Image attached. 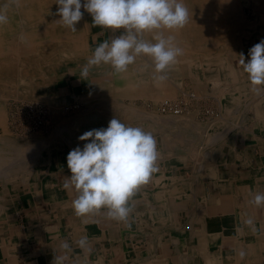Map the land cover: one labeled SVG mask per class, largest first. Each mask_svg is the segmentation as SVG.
<instances>
[{
    "label": "crops",
    "instance_id": "1",
    "mask_svg": "<svg viewBox=\"0 0 264 264\" xmlns=\"http://www.w3.org/2000/svg\"><path fill=\"white\" fill-rule=\"evenodd\" d=\"M218 57L185 65L201 97L180 119L154 111L157 121L127 123L152 133L159 153L157 171L129 199L127 222L109 218L106 208L75 214L76 193L63 188L71 175L66 157L85 142L40 146L32 156L38 134L15 137L1 111L0 264H53L54 257L64 264H264V206L251 203L264 193V91L251 90L235 48ZM76 69L56 81L58 104L75 102L92 85ZM201 78L219 88L202 90ZM224 86L232 87L225 102ZM203 107L219 118L205 121ZM85 236L87 251L77 243Z\"/></svg>",
    "mask_w": 264,
    "mask_h": 264
},
{
    "label": "rangeland",
    "instance_id": "2",
    "mask_svg": "<svg viewBox=\"0 0 264 264\" xmlns=\"http://www.w3.org/2000/svg\"><path fill=\"white\" fill-rule=\"evenodd\" d=\"M204 1L205 0H183L184 4L186 3L185 6L187 7L189 12V20L187 24H191L193 26L194 23L200 22L199 27L203 26V20H201V18L207 17L205 16V14L209 11L208 8L211 5L210 3H212L210 2L206 4ZM233 5L235 6V10H237V12L241 15V21L239 22V24L236 27L234 26L233 29L231 27L228 30L224 29L225 31L221 29L222 31L220 30L219 33L211 35V37L207 39L208 42L207 40L203 41V38L199 39V37L195 35L198 30L202 31V28L197 29L193 26L191 28V35L186 34L182 31L185 26L182 29H178L179 33L175 34L177 35V38H174V42L180 48L185 49L184 51H186V53L183 52V55L178 57L177 62L174 65L170 66V68H168L165 72L167 79L164 81V83L166 86H168L166 89L169 90L171 94V98H167L169 99V101H178L180 99H182V101H188V95H194V97L196 96L197 98H191V106L192 103L198 99V97H201V95L194 88L197 82H195L193 78L185 72V65L188 62L198 63V61L200 60L204 63L206 57L211 56L214 53L219 55H226L232 48H235L236 59L238 63L240 59L239 55L242 53L239 52L241 49H243V54L245 55L248 49L260 42L258 37L252 36L253 32L257 30L261 31L264 37V15L262 14V17H260L250 6H246V3L241 0H236ZM4 8L6 9L8 14V22L6 23L7 25H0V62L2 65L5 62H7V64H4V66H1L0 64V111H7L6 127H8V131L15 137L20 139H28L29 136L38 134V136L40 135V139L37 140V142L39 143L36 144L37 142H34V148H36L37 145L46 147L50 144L55 147H59L62 145V143L67 142V140L71 143H74L75 140L73 139H78L80 135L91 129L107 128L109 121L113 118H117L125 125L131 122L135 124L136 119L142 118V120H145V122L148 120L157 121L158 118L155 116V113L158 112L159 115L161 114L158 111V108H156L157 106L154 105L156 103L151 97H143L142 94H139V87H141L142 85L148 87L150 93H154L153 89H156V86L153 84L154 82H156L153 76L154 74H156L154 72V66L151 62V59L146 56L137 57L135 62L128 66L127 72H131L130 78L134 86L132 90L126 89L129 83H125L122 88H116V85H118V83L114 82L112 74L116 72L111 67V65L102 63L97 66L89 67L88 75L91 76L92 85H89L88 89L85 90V93H83L80 97H77L75 102L69 105H61L57 103V98L55 97L54 93L56 81L64 77V74L67 71H70L71 68L75 67L78 69L79 67H84L87 64L88 59L92 56L96 46L106 40L111 42L112 39H114L124 31L123 29H110L99 26L94 27L92 24L91 15L87 12H84V9L82 8L81 10L86 15V20L81 19V21L76 24V27H78L77 29L81 31L80 33L82 35L85 34V36L87 37L86 40H89V43L87 44H89L88 48L90 52L89 54L77 53L74 57H72V55L70 54L72 48L71 46H69V44H67V41H65L66 43L64 41H62L61 43L60 41H57V43L53 41L50 42L51 40L49 41V38H52V34L50 33H55V31L49 30L48 27L51 25L52 20L58 17V15H56L58 5L45 7L41 4V1L30 4L28 2H24V0H20V2L18 3L15 2V0H6V2L5 0H0V10H4ZM30 8L33 10V13H30L28 15L25 11ZM48 10L50 13L48 12ZM224 11V13L226 14L224 16H228L229 10L226 11L225 9ZM43 16H45L46 20ZM25 18L27 22L25 21ZM10 23L13 24L11 25ZM219 27L220 24L217 21L213 20L212 23H208L207 28L211 31H214V29H216L217 31L218 29H220ZM19 33L21 34V36ZM16 35H18L19 37H17ZM152 35V33H146L144 35V39L155 42L154 40H152ZM96 36H105V38L104 40L100 41L99 44L96 43L97 41L94 44L93 41H95ZM165 36H168V34L166 33ZM15 37H17L18 39ZM24 37H26L24 40L25 42L22 40V38ZM15 39H17L16 42ZM211 40L215 41L217 45L214 43V45L216 46L213 47L211 45ZM229 40L232 41L234 46H227V42H229ZM45 42L47 44H45ZM15 43L17 45H14ZM63 45H66V47H64ZM215 49L216 52L214 51ZM16 51L18 52L16 53ZM30 51L32 53H30ZM28 52L30 54H28ZM178 65H180V67ZM217 67V64H211V70H215L217 69ZM137 77H145L143 78V80H147V82H144L142 84L139 82ZM200 82L202 83V90H206V92L208 91V93H210L212 85L213 88L218 87L214 85V83L209 80V78L208 80L207 78H201ZM108 83H111V85H109ZM29 86H31L30 89ZM44 88H47L49 91L46 92ZM39 90L46 92L47 97H49V99L51 100L50 104L46 103L45 101H40L33 98L32 94L35 92H39ZM231 92L232 87L224 86V89L221 90L224 102L226 101L225 97L228 98L231 96L228 94ZM153 95H156V97H158L159 94L158 92H155ZM165 98L159 97L160 100L156 102L158 103L159 101L165 100ZM114 102L115 104H113ZM31 104H42L47 107L49 114L46 131H40L36 133L30 132L28 134H24L22 133L23 131L20 130L19 123L21 119L17 114L20 111L26 110V107ZM202 110L203 111H201V118H203L207 122H210V124L212 122H215L212 120H216L217 118H219V112L216 111L215 108L203 107ZM51 111H55V114L51 115ZM187 111H183L182 114H185ZM140 114H144L145 116H140ZM13 121L15 122V125L13 126L15 129H17V132H14L11 129L13 127L11 124H14ZM44 140L45 144L43 142ZM42 144H44V146ZM33 146L31 147L33 148ZM39 146L37 148H39ZM35 150L34 155H37L38 149Z\"/></svg>",
    "mask_w": 264,
    "mask_h": 264
},
{
    "label": "clouds",
    "instance_id": "3",
    "mask_svg": "<svg viewBox=\"0 0 264 264\" xmlns=\"http://www.w3.org/2000/svg\"><path fill=\"white\" fill-rule=\"evenodd\" d=\"M55 4L60 17L57 23L73 32L84 12L91 15L94 27L124 30L111 42L106 40L96 46L81 71L84 78L90 66L109 64L116 73H122L137 57L146 56L154 66V80L160 83L167 79L166 70L183 55L174 37L164 34L188 23L189 12L183 0H55ZM7 22L6 9L0 10V25ZM146 33H152L155 42L144 39ZM248 55L250 59L245 62L241 53L239 64L248 76L251 90L259 94L264 91V39L251 47ZM78 139L85 143L67 154L71 175L63 183L65 190L76 193L72 200L75 214L83 217L106 208L109 218L127 222L132 211L129 199L157 171L159 153L154 136L113 118L107 128L86 131ZM251 203L264 206V193H256ZM246 223L251 225L254 221L248 219ZM77 243L89 250L86 236ZM61 246L69 249L67 242ZM239 255L243 258L245 253L241 251ZM64 259L54 257L53 264H64Z\"/></svg>",
    "mask_w": 264,
    "mask_h": 264
},
{
    "label": "bare ground",
    "instance_id": "4",
    "mask_svg": "<svg viewBox=\"0 0 264 264\" xmlns=\"http://www.w3.org/2000/svg\"><path fill=\"white\" fill-rule=\"evenodd\" d=\"M41 1V4L43 5V6H45V7H50V6H52V5H57V4H55V0H24V2H28V3H30V4H32V3H35V2H40ZM190 1V0H189ZM241 1H243V2H245L246 3V6H250L260 17H262V14L264 15V0H241ZM5 2H6V0H5ZM15 2H17V0H15ZM19 2H20V0H19ZM187 2V1H186ZM206 4H208V3H210V2H212V3H210L211 5L209 6V11L208 12H206V14H205V16H207V17H204V18H201V20H203V26H201V27H199V24H200V22H197V23H194L193 24V26L195 27V28H197V29H199V28H202V31H197L196 32V36H198L199 37V39L200 38H203L202 40L204 41V40H207V39H209V37H211V35H215V34H217V33H219L220 32V30L221 29H229L230 27L233 29L234 28V26L236 27L238 24H239V22L241 21V15L237 12V10H235V6L233 5L235 2H236V0H205L204 1ZM14 3V2H13ZM184 3V2H183ZM186 4V3H185ZM11 6V5H10ZM27 6V5H26ZM208 6V5H207ZM8 7V6H7ZM6 7V8H7ZM15 7V6H14ZM221 7V8H220ZM223 7V8H222ZM28 8V7H27ZM41 8V7H40ZM5 9V8H4ZM226 9V11L227 10H229V15L228 16H224V15H226L224 12V10ZM12 10H14V9H12ZM23 10H24V8H23ZM43 10V9H42ZM51 10V9H50ZM40 11H41V9H40ZM7 12V11H6ZM28 15L31 13H33V10L30 8V9H28L27 11H25ZM46 12V11H45ZM44 12V13H45ZM48 12H49V10H48ZM50 13V12H49ZM20 14V13H19ZM37 14H39V13H37ZM228 14V13H227ZM8 15V14H7ZM10 15V14H9ZM13 15V14H12ZM27 15V16H28ZM40 15H42V14H40ZM198 15V14H197ZM19 17V16H18ZM38 17V16H37ZM44 17V19H45V16H43ZM191 17V16H190ZM23 18V17H22ZM27 18V17H26ZM26 18H25V21H26ZM263 18H264V16H263ZM19 19V18H18ZM29 19V18H28ZM36 19V18H35ZM60 19V17L58 16L57 18H55V19H53L52 20V23H51V25L48 27V29L49 30H51V31H55V33H50V34H52V38H49V41L50 42H55V43H57V41H60V43L62 42V41H67V44H69V46H71V48H72V51H71V55H72V57H74L75 56V54H80V53H82V54H89V52H90V50H89V48H88V46H89V44H87V43H89V40L87 41L86 40V36H85V34H81L80 32V30H78L77 28L78 27H76V29H77V31L76 32H73V31H71L70 29H68L67 27H65V26H62L60 23H57V20H59ZM86 20V15L84 14L83 15V18H82V20ZM193 19H195V18H193ZM197 19V18H196ZM46 20V19H45ZM44 20V21H45ZM213 20H215V21H217L219 24H220V29H218L217 31H216V29H214V31H211V30H209L207 27H208V23H212V21ZM20 21V20H19ZM24 21V20H23ZM243 21V20H242ZM17 22V21H16ZM27 22V21H26ZM41 23V22H40ZM11 24V23H10ZM13 24V23H12ZM11 24V25H12ZM17 24V23H16ZM3 25V24H2ZM7 25V24H6ZM42 25V24H41ZM215 25V24H214ZM217 25V24H216ZM14 26V25H13ZM22 26V25H21ZM191 24H186L185 25V27L182 29V31L184 32V33H186V34H189V35H191V28L193 27ZM212 26V25H211ZM4 27V26H3ZM12 27V26H11ZM10 27V28H11ZM27 27V26H26ZM42 27V26H41ZM47 27V26H46ZM45 27V28H46ZM13 28V27H12ZM19 28V27H18ZM45 28H43V29H45ZM194 28V29H195ZM204 28V29H203ZM21 30V29H20ZM24 30V29H23ZM26 30V29H25ZM48 30V31H49ZM41 31V30H40ZM39 31V32H40ZM47 31V32H48ZM222 31V30H221ZM225 31V30H224ZM223 31V32H224ZM9 32V31H8ZM42 32V31H41ZM57 32V33H56ZM194 32H195V30H194ZM23 33V32H22ZM35 33V32H34ZM168 34V35H171V36H173L174 38H177L176 36L177 35H175V34H178L179 33V30H172V31H165V33L164 34ZM20 34V33H19ZM18 34V35H19ZM32 34V33H31ZM36 34V33H35ZM264 34V33H263ZM12 35V34H11ZM18 35H16L17 37H19ZM33 35V34H32ZM47 35H48V33H47ZM229 35V34H228ZM227 35V36H228ZM14 36V35H13ZM12 36V37H13ZM20 36H21V34H20ZM184 36V35H183ZM253 37H258L259 38V40L261 41L262 39H264L263 37H262V32L261 31H254L253 32V35H252ZM17 37H15V38H17ZM36 37V36H35ZM25 38L26 37H24V38H22V40L24 41L25 40ZM48 38V37H47ZM187 38V37H186ZM18 39V38H17ZM17 39H15V42H16V40ZM38 39V38H37ZM14 40V39H13ZM221 40V39H220ZM35 41V40H34ZM42 41V40H41ZM192 41V40H191ZM194 41V40H193ZM199 41V40H198ZM1 42V41H0ZM25 42V41H24ZM30 42V41H29ZM207 42H208V40H207ZM32 43V42H31ZM66 43V42H65ZM184 43V42H183ZM214 43L217 45V43L215 42V41H212L211 40V45L214 47V46H216V45H214ZM222 43V42H221ZM45 44H47L46 42H45ZM185 44V43H184ZM204 44H207V43H204ZM14 45H17L16 43L14 44ZM29 45V44H28ZM31 45V44H30ZM193 45H194V43H193ZM64 47H66V45H63ZM62 46V47H63ZM221 46V45H220ZM227 46L228 47H230V46H234L233 45V43H232V41L231 40H229V42H227ZM20 47V46H19ZM61 47V48H62ZM63 47V48H64ZM4 48V47H3ZM30 48V47H29ZM61 48H59V49H61ZM88 48V49H87ZM2 49V48H1ZM11 49V48H10ZM24 49V48H23ZM31 49V48H30ZM33 49V48H32ZM66 49V48H65ZM64 49V50H65ZM218 49V48H217ZM29 50V49H28ZM185 49H183V52H185L186 53V51H184ZM26 51V50H25ZM207 51V50H206ZM215 52H216V49L214 50ZM220 51V50H219ZM18 51H16V53H17ZM44 52V51H43ZM211 52V51H210ZM30 53H32L31 51H30ZM29 52H28V54H30ZM209 54V53H208ZM6 55V54H5ZM186 55V54H185ZM4 56V55H3ZM212 57H215L214 59H217V58H219L218 57V54H216V53H214L213 55H211V60H213L212 59ZM202 58V57H201ZM76 59V58H75ZM197 60V59H196ZM199 60V59H198ZM8 61V60H7ZM13 61V60H12ZM192 61V60H191ZM194 61H195V59H194ZM10 62V61H9ZM18 62V61H17ZM152 62V61H151ZM0 64H1V62H0ZM4 64H7V62H5ZM187 65V64H186ZM1 66H2V64H1ZM179 67H180V65H178ZM192 67H193V65H191ZM105 67V66H104ZM175 68V67H174ZM194 68V67H193ZM195 69V68H194ZM145 71V70H144ZM209 72V71H208ZM107 73V72H106ZM194 73V72H193ZM113 74V80H114V82L115 83H118V85H116L117 87L116 88H122L123 87V85L126 83V84H128L127 85V87H126V89H128V90H132L133 88H134V86H133V84H132V80H131V72H127V71H125V72H122V73H112ZM143 74V73H142ZM133 75V74H132ZM156 74H154L153 76H155ZM231 75H233V74H231ZM37 76V75H36ZM212 76H214V75H212ZM39 77V76H38ZM138 78V77H137ZM143 78H145V77H142V78H138V80H139V82L140 83H144V82H147V80L146 81H144L143 80ZM7 79V78H6ZM39 79H41V78H39ZM43 79V78H42ZM210 79V78H209ZM19 80V79H18ZM235 81V80H234ZM17 82V81H16ZM236 82V81H235ZM30 84V83H29ZM50 84V83H49ZM109 85H111V83H108ZM155 86H156V89L154 90L153 89V91H154V93L155 92H158V97H156V95L154 96L153 94L154 93H150V91L148 90V87H145L144 85H142L141 87H139L140 88V93L139 94H142V96L143 97H145V96H149V97H151L152 99H153V101L156 103V104H154V105H156L157 107L156 108H158V106H159V104H162V103H164L165 101H167V100H169V99H167V98H171V94H170V91L169 90H167L166 88L168 87V86H166L165 85V83H164V81L163 82H160V83H157V82H154L153 83ZM41 85H42V83H41ZM102 85H104V84H102ZM101 86V85H100ZM30 87L31 86H29V89H30ZM103 87H106V86H103ZM137 87V86H136ZM198 87V86H197ZM130 88V89H129ZM45 89V91L47 92V91H49L47 88H44ZM136 89V88H135ZM45 91H41V90H39V92H35V93H33L32 95H33V98H35L36 100H40V101H45L46 103H49L50 104V99H49V97H47V94H46V92ZM117 92V91H116ZM129 92H132V91H129ZM192 95V94H191ZM133 96V95H132ZM189 96V95H188ZM159 97H166L165 98V100H162V101H159L158 103L156 102V101H158V100H160L159 99ZM192 97H194V95L192 96ZM196 97V96H195ZM194 97V98H195ZM124 98V97H123ZM129 98V97H128ZM197 98V97H196ZM195 98V99H196ZM120 99H121V97H120ZM96 102V101H95ZM22 104V103H21ZM113 104H115V102L113 103ZM90 106V105H89ZM93 107V106H92ZM91 107V108H92ZM150 107V106H149ZM94 108V107H93ZM135 108V107H134ZM132 109V108H131ZM137 109H139V108H137ZM93 110H95V109H93ZM120 111V110H119ZM156 111V110H155ZM1 112V111H0ZM135 112V111H134ZM129 114V113H128ZM132 114H133V112H132ZM152 114V113H151ZM144 115V114H143ZM134 116V115H133ZM140 116H142V115H140ZM145 116V115H144ZM170 116H172L171 118H173V117H176V118H178V119H180L182 116H183V114H181V115H178V116H173V115H170ZM169 116V117H170ZM121 117V116H120ZM123 117V116H122ZM168 117V118H169ZM150 118H151V116H150ZM122 120V119H121ZM211 120V119H210ZM212 121H215V120H212ZM83 123V122H82ZM212 123H214V122H212ZM211 123V124H212ZM67 124V123H66ZM5 125V118H4V116H2V115H0V126H4ZM70 125V124H69ZM13 126V125H12ZM74 126V125H73ZM64 127V126H63ZM67 127V126H66ZM4 129H5V127H4ZM64 129V128H63ZM92 130V129H91ZM196 130V129H195ZM6 131H7V129H6ZM203 131V130H202ZM8 132V131H7ZM7 132H5V133H7ZM72 132V131H71ZM4 133V132H3ZM1 134V133H0ZM9 134V133H8ZM79 134V133H78ZM40 136V135H39ZM38 136V137H39ZM1 139V138H0ZM3 139V138H2ZM11 139V138H10ZM14 140V139H13ZM13 140H12V142H13ZM43 140V139H42ZM41 140V141H42ZM70 140H72V139H70ZM41 141H40V143H41ZM68 141V140H67ZM15 142V141H14ZM44 142V144H45V140L43 141ZM48 142V141H47ZM36 143V142H35ZM39 142H37L36 144H38ZM24 144V143H23ZM44 144H42L43 146H44ZM21 145V144H20ZM34 145V143L32 144V146ZM51 145V144H50ZM49 145V146H50ZM39 145H37V147H38ZM186 146V145H185ZM35 146H33V148L31 147V149H32V156H34V154H35V151H37V150H35V149H38L37 147L36 148H34ZM40 147V146H39ZM48 147V146H47ZM69 147V146H68ZM210 147V146H209ZM25 148H27L26 146H25ZM35 150V151H34ZM33 151H34V153H33ZM223 151V150H222ZM202 153V152H201ZM22 156L24 155V152H22V153H20ZM36 158V157H35ZM20 159V158H19ZM29 161V160H28ZM32 163V162H31ZM42 163V162H41ZM24 163H22V165H23ZM18 166H20V165H18ZM37 166V165H36Z\"/></svg>",
    "mask_w": 264,
    "mask_h": 264
},
{
    "label": "built area",
    "instance_id": "5",
    "mask_svg": "<svg viewBox=\"0 0 264 264\" xmlns=\"http://www.w3.org/2000/svg\"><path fill=\"white\" fill-rule=\"evenodd\" d=\"M188 97H187L188 101L187 100L182 101V99L178 101L167 100L164 103L160 104V106L158 107V111L160 112L161 115L164 116L181 115L183 111H187L189 109L190 101H192L191 98L194 99V97L192 96H188ZM48 114L49 113L47 107L42 104H34V105L31 104L27 106L26 110L20 111L17 114L18 117H20L21 119L19 123L20 130L23 131L22 133L24 134H28L30 132L36 133L40 131H46L48 124ZM11 125H15V122L14 124L12 123ZM11 129L14 132H17L16 131L17 129H15L14 126Z\"/></svg>",
    "mask_w": 264,
    "mask_h": 264
}]
</instances>
